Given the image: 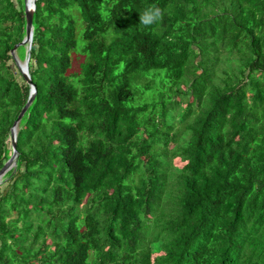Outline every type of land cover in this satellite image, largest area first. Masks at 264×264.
Here are the masks:
<instances>
[{"label":"trees","instance_id":"obj_1","mask_svg":"<svg viewBox=\"0 0 264 264\" xmlns=\"http://www.w3.org/2000/svg\"><path fill=\"white\" fill-rule=\"evenodd\" d=\"M31 28L0 264H264V0H36ZM23 36L0 0V168Z\"/></svg>","mask_w":264,"mask_h":264},{"label":"water","instance_id":"obj_2","mask_svg":"<svg viewBox=\"0 0 264 264\" xmlns=\"http://www.w3.org/2000/svg\"><path fill=\"white\" fill-rule=\"evenodd\" d=\"M36 0H23V17H24V36L22 40L15 44L9 51V55L13 57V51L18 47V46H25L26 51H25V56L21 62V64H17V70L24 81L26 85H28L29 90H28V96L27 99L23 105V107L20 109L18 112L15 120L13 121L11 127L9 128V143H10V156L9 158L4 162L2 167L0 168V179L1 177L12 167L14 166L17 154L15 150V134H16V126L22 117V115L25 113L29 105L31 104L34 94H35V89L34 86L32 85L29 75L27 72V62H28V54H29V48H30V43H31V38H32V28H31V23H32V14L34 11V3Z\"/></svg>","mask_w":264,"mask_h":264},{"label":"rangeland","instance_id":"obj_3","mask_svg":"<svg viewBox=\"0 0 264 264\" xmlns=\"http://www.w3.org/2000/svg\"><path fill=\"white\" fill-rule=\"evenodd\" d=\"M18 51L17 50H14L13 51V57H14V60L16 61V63L17 64H21V62H22V59H19L18 58ZM81 56L80 57H76V58H72L71 59V66H70V68L66 71V74H69V75H71V74H75V73H77V71H78V63L80 62V60H81ZM223 68H224V66H223ZM139 84H143V82L142 81H139ZM182 89H183V87H181ZM147 93L148 92H145L143 95H137V97H136V103L134 104V105H139V104H141V103H143L144 101H145V99H148V101H150L151 100V98L152 97H149L148 95H147ZM176 100H177V98H176ZM179 107L180 108H182V107H184V103L182 102V103H180V105H179ZM155 115V114H154ZM156 121V120H155ZM154 121V122H155ZM176 124V121H174V123H173V126ZM155 125H157V124H155ZM175 127V126H174ZM141 129V128H140ZM144 137H145V135H144ZM172 142H170L169 144H168V149H171V147H172ZM159 148L160 149H162V146L161 145H159ZM149 158V155H145L144 157H142V160L143 161H145V160H147ZM169 166H171V167H173V168H180L181 166H182V162L179 160V158L176 156V157H173V158H169ZM13 167V166H12ZM11 167V168H12ZM14 168V167H13ZM166 174H167V172H166ZM132 179V184L131 185H134V184H136V178L135 177H132L131 178ZM84 203V200H83V202H82V204ZM160 205H163L162 203H160ZM5 208H6V211H5V214H11V212H9V208H8V206L7 205H5ZM21 215L23 216V214L21 213ZM25 215V214H24ZM38 216H40V214H37ZM15 215H14V213H12L11 214V217H8L7 219H9V218H12V217H14ZM26 217L28 218H30V219H32V221H35V213L34 212H30L28 215H26ZM36 221H37V219H36ZM150 221H151V219H150ZM160 221H162L161 219H157V222H160ZM43 224H45V221H43L42 222ZM35 225H39V226H41L40 225V223H38V222H34V224H33V226H31V230L34 228V226ZM150 228V227H149ZM29 230H30V227H29ZM42 230H43V233H45L46 232V229H45V227H43L42 228ZM150 233H151V235L153 236V235H155L156 234V231L155 230H151L150 231ZM154 255H151V257H153Z\"/></svg>","mask_w":264,"mask_h":264},{"label":"clouds","instance_id":"obj_4","mask_svg":"<svg viewBox=\"0 0 264 264\" xmlns=\"http://www.w3.org/2000/svg\"><path fill=\"white\" fill-rule=\"evenodd\" d=\"M161 18H162V10L158 6L152 5V6H149L148 8H146L142 12V14L139 15V23L144 25V26H150V25L158 22ZM25 51H26V47H25ZM14 166H15V163H14ZM13 167L10 169H13ZM2 177H1V179H2ZM1 179H0V181H1Z\"/></svg>","mask_w":264,"mask_h":264}]
</instances>
